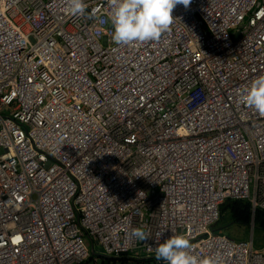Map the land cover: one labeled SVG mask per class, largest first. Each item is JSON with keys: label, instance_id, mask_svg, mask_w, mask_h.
<instances>
[{"label": "built area", "instance_id": "built-area-1", "mask_svg": "<svg viewBox=\"0 0 264 264\" xmlns=\"http://www.w3.org/2000/svg\"><path fill=\"white\" fill-rule=\"evenodd\" d=\"M69 3L0 0V264H84L85 239L151 257L174 235L198 260L264 264L208 233L226 199L264 210V116L242 101L264 0H189L158 40L119 46L112 0Z\"/></svg>", "mask_w": 264, "mask_h": 264}, {"label": "clouds", "instance_id": "clouds-1", "mask_svg": "<svg viewBox=\"0 0 264 264\" xmlns=\"http://www.w3.org/2000/svg\"><path fill=\"white\" fill-rule=\"evenodd\" d=\"M188 3L189 0H112L110 23L113 28V42L119 46L128 45L133 42L158 40L161 34L170 28L174 20L172 13L176 6L180 4L186 6ZM85 8L86 5L84 0H70L69 9L72 14L82 15L85 13ZM244 20L246 23L249 20V17H245ZM104 22L105 21L101 20V23ZM229 33L231 35L234 34L233 30ZM242 101L247 106L253 108L257 113L264 116V75L255 78L251 82L250 86H248L242 96ZM227 200L236 199L229 198L224 200V202ZM240 201L247 202L251 207L249 201ZM224 202L219 206L217 219L208 227V233L211 235L225 237L235 243L251 242L253 250L258 251L254 248V241L252 238L245 239L244 237H238L241 240H235L226 234L227 229L222 230L221 232L212 231V227L220 219V207L224 204ZM257 210L262 209H256L255 211H252L251 209L252 218ZM243 228L246 229L248 227ZM249 228L251 233L256 231L254 229L253 220ZM131 234L140 241L148 239L146 232L140 228L133 229ZM192 247L193 245L183 235H174L165 239L163 242L158 243L153 249L155 255H152L147 259L152 260L153 263L156 264H217V261L211 259L198 260L196 256L191 254ZM128 255H123L121 257H126ZM94 256L95 254L92 259H90L94 264H97V261H94L96 256ZM121 257H103L102 260L116 259L117 263V261H120ZM147 259L142 262L145 264Z\"/></svg>", "mask_w": 264, "mask_h": 264}, {"label": "trees", "instance_id": "trees-1", "mask_svg": "<svg viewBox=\"0 0 264 264\" xmlns=\"http://www.w3.org/2000/svg\"><path fill=\"white\" fill-rule=\"evenodd\" d=\"M252 220L254 222V229L264 233V211L257 210L252 218L251 207L247 202L240 200H227L220 207V219L216 223H219V226L218 228H215V224L212 227V231L221 232L231 226L249 227ZM122 258L126 259V257H121L120 261L124 260ZM105 261L116 262V259H103L104 264L106 263ZM145 262H148V264H156L149 259Z\"/></svg>", "mask_w": 264, "mask_h": 264}, {"label": "rangeland", "instance_id": "rangeland-1", "mask_svg": "<svg viewBox=\"0 0 264 264\" xmlns=\"http://www.w3.org/2000/svg\"><path fill=\"white\" fill-rule=\"evenodd\" d=\"M1 153V151H0ZM219 226V223L216 224L215 228H218ZM234 229H238V227L236 226H231L230 228L227 229L228 233L230 232V230H233L232 233L234 234ZM244 233L243 234V237L245 239H251L254 241V248L260 252H264V234L258 230L254 231L253 233H251V230L250 228H242L241 230V233ZM239 233V234H241ZM235 240H239L238 237H233ZM241 238V237H240ZM243 238V239H244ZM85 244L86 246L89 248L90 252H91V259L93 257V255L95 254V256L97 257V264H104L102 258L103 257H108L106 256V254L104 253V250L102 247L100 246H97L95 245L93 247V251H92V245L91 243L88 241V239H85ZM241 240V239H240ZM93 253V254H92ZM148 257L146 256L145 253H142L141 251L139 252V254H133V253H130L128 256H126V259L125 258H122L124 260L122 261H117L116 262H112V261H105L106 263L105 264H144L142 261L147 259ZM89 259L88 261H86L84 264H94L93 261ZM145 264H148V262H145Z\"/></svg>", "mask_w": 264, "mask_h": 264}, {"label": "crops", "instance_id": "crops-1", "mask_svg": "<svg viewBox=\"0 0 264 264\" xmlns=\"http://www.w3.org/2000/svg\"><path fill=\"white\" fill-rule=\"evenodd\" d=\"M236 227H238V226H236ZM242 228H243V227H238V229H234V232H235L234 234L232 233L233 230H230L229 233H228V231H227L226 234H227L228 236L232 237V238H233V237H243V234H244V233H243V232L241 233ZM243 229H244V228H243ZM239 233H241V234H239ZM239 240H240V239H239Z\"/></svg>", "mask_w": 264, "mask_h": 264}, {"label": "water", "instance_id": "water-1", "mask_svg": "<svg viewBox=\"0 0 264 264\" xmlns=\"http://www.w3.org/2000/svg\"><path fill=\"white\" fill-rule=\"evenodd\" d=\"M252 228H253V226H252Z\"/></svg>", "mask_w": 264, "mask_h": 264}]
</instances>
